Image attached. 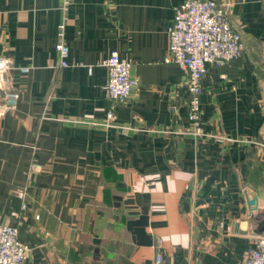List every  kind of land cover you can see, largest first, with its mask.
<instances>
[{
  "label": "crops",
  "instance_id": "1",
  "mask_svg": "<svg viewBox=\"0 0 264 264\" xmlns=\"http://www.w3.org/2000/svg\"><path fill=\"white\" fill-rule=\"evenodd\" d=\"M70 1L65 13L61 0H0V55L21 93L12 110L0 87V224L19 223L32 264H157L159 252V264H242L243 185L264 181V0H217L244 50L209 66L200 136L188 74L165 62L185 0ZM113 52L139 81L123 101L105 90Z\"/></svg>",
  "mask_w": 264,
  "mask_h": 264
},
{
  "label": "built area",
  "instance_id": "2",
  "mask_svg": "<svg viewBox=\"0 0 264 264\" xmlns=\"http://www.w3.org/2000/svg\"><path fill=\"white\" fill-rule=\"evenodd\" d=\"M70 0H61L65 13L70 8ZM66 16V15H65ZM169 46L165 62L180 65L188 74L189 90L188 119L190 129L195 136L203 135L202 95L203 80L210 65L222 66L243 55L242 35L229 20L226 9L217 0H185L174 6V14L168 28ZM56 49L61 56L62 66H68L70 46L66 39V23L63 20L58 26ZM108 69V81L105 90L112 100H126L139 85L132 75V62L113 52L105 61ZM10 58L0 55V87L3 89L5 105L14 110L17 108L21 93L8 84L7 75L12 68ZM30 67H23L24 72ZM111 126L115 119L114 110L107 114ZM43 169L40 163L31 165L32 172ZM26 190H20L23 200ZM22 207L26 208L25 201ZM19 217L18 212H13ZM37 217H39L37 215ZM251 244L245 261L242 264H264V235L250 236ZM31 246L20 237L19 223L0 224V264H32ZM163 260L160 252L156 263Z\"/></svg>",
  "mask_w": 264,
  "mask_h": 264
},
{
  "label": "water",
  "instance_id": "3",
  "mask_svg": "<svg viewBox=\"0 0 264 264\" xmlns=\"http://www.w3.org/2000/svg\"><path fill=\"white\" fill-rule=\"evenodd\" d=\"M263 186L255 188L252 184L243 185V193L248 207L249 236L264 235V181Z\"/></svg>",
  "mask_w": 264,
  "mask_h": 264
}]
</instances>
